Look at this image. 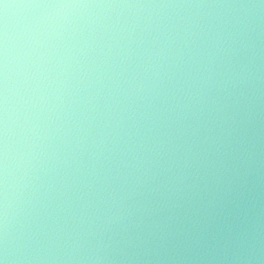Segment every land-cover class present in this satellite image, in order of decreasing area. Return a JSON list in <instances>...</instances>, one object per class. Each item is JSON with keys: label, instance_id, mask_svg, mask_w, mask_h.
I'll return each mask as SVG.
<instances>
[{"label": "clouds", "instance_id": "1", "mask_svg": "<svg viewBox=\"0 0 264 264\" xmlns=\"http://www.w3.org/2000/svg\"><path fill=\"white\" fill-rule=\"evenodd\" d=\"M0 264H264V0H0Z\"/></svg>", "mask_w": 264, "mask_h": 264}]
</instances>
